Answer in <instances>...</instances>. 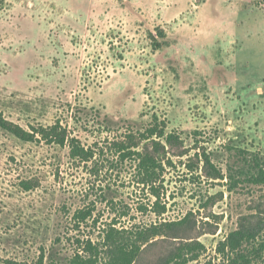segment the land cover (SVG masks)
Segmentation results:
<instances>
[{"label":"rangeland","instance_id":"374dc122","mask_svg":"<svg viewBox=\"0 0 264 264\" xmlns=\"http://www.w3.org/2000/svg\"><path fill=\"white\" fill-rule=\"evenodd\" d=\"M261 3L0 0L4 117L26 130L60 120L84 146L97 144L84 165L67 147L0 130V264H112L116 245L136 248L132 264H224L218 243L264 222V186L228 192L195 154L205 150L224 173L238 165L228 147L264 156ZM156 29L165 37L155 51ZM153 114L183 143L165 147L153 185L139 184L130 162L111 167L114 135L99 124L108 115L140 128Z\"/></svg>","mask_w":264,"mask_h":264},{"label":"trees","instance_id":"16d2710c","mask_svg":"<svg viewBox=\"0 0 264 264\" xmlns=\"http://www.w3.org/2000/svg\"><path fill=\"white\" fill-rule=\"evenodd\" d=\"M261 5L264 6V0H262ZM155 32L157 36L150 32L148 37L152 42V49L156 51L161 48V44L157 42L156 37L164 38L165 34L158 29ZM67 107L70 109L72 105L67 104ZM84 110L85 108H77L75 111L73 109L72 117L73 113L77 115ZM96 117L97 120H100L99 111H97ZM99 125L105 132L114 135L113 139L107 143L106 152L112 157V161L115 160V162H111V167L114 169L121 164L130 162L139 184L153 185L164 173L166 162L160 156L166 153L165 147L179 146L183 143L180 133L176 131L168 132L167 121L160 119L156 114H153L150 123L141 125L140 128L136 123L128 120L120 121L118 124L113 123L108 115L103 116ZM0 130L25 143H43L46 146L67 147L69 158L84 165L92 163L96 159L97 144L84 146L77 137L72 136L60 120H57L51 126L37 125L26 130L6 119L0 111ZM203 134V132L196 130L191 135L195 137V141L199 142L200 140L196 137H201ZM227 149L233 151V157L238 165H235V163L232 165L226 164L225 173L213 163L210 154L205 150L195 154L199 163H202V171L205 177L215 181L227 180L226 188L228 192L234 191L241 184L264 186V156L258 152H250L240 148L228 147ZM99 151V154L104 155L102 149ZM166 161L171 164L169 160ZM186 167L190 170L199 169V166L195 164H188ZM23 185L25 190H30L28 184ZM86 216L87 214H82L79 217L84 221ZM116 247L118 249H115L116 255L112 264H132L136 248L130 245H116ZM216 252L222 257L224 264H255V262L264 264V222L260 225L257 224L255 227L240 224L238 230L231 232L224 241L218 243ZM42 261L43 258H41L40 264H42ZM5 264L22 263L6 261ZM75 264H96V260L93 257L85 260L83 258L77 260Z\"/></svg>","mask_w":264,"mask_h":264}]
</instances>
